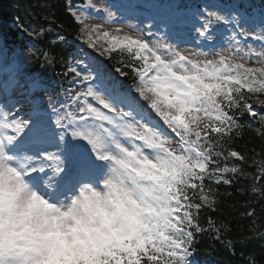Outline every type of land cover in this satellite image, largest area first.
Returning a JSON list of instances; mask_svg holds the SVG:
<instances>
[{
    "label": "snow or ice",
    "instance_id": "snow-or-ice-1",
    "mask_svg": "<svg viewBox=\"0 0 264 264\" xmlns=\"http://www.w3.org/2000/svg\"><path fill=\"white\" fill-rule=\"evenodd\" d=\"M40 7L17 28L43 66L60 47L64 83L25 77L0 37V264H200L205 237L237 257L250 237L220 189L240 185L257 218L264 0H63L72 36ZM245 116L259 151L238 145ZM236 264H264V245Z\"/></svg>",
    "mask_w": 264,
    "mask_h": 264
},
{
    "label": "trees",
    "instance_id": "trees-1",
    "mask_svg": "<svg viewBox=\"0 0 264 264\" xmlns=\"http://www.w3.org/2000/svg\"><path fill=\"white\" fill-rule=\"evenodd\" d=\"M55 5L51 10L56 13L58 17L57 23H64L65 28L67 29V35L72 36L75 34L74 27L68 26L67 18L62 14V3L63 0H51ZM7 3L17 6L16 11L9 6ZM41 0H0V19L6 23V15L16 12L17 16L19 15L23 21L28 22H38L42 23L41 13L44 11L40 7ZM4 24V23H3ZM2 24V25H3ZM5 27V25H4ZM8 29V28H6ZM42 47H48L47 40L43 39L41 41ZM54 53L60 51V47H55L52 49ZM248 116H245L242 120V124L245 126L243 140L238 141V145L242 146L247 144L249 149L255 148L259 151L261 141L254 138L253 133L249 131L250 128H255V123L249 120ZM252 171V169H247ZM237 188H240V191H237L236 188L225 189L221 187V193L232 192L231 197L226 195L223 197V204L221 207V218H227L234 232H241L243 235L250 237L248 243L241 247L237 243V257L243 253L247 256L248 253H255L257 260L261 259V245H264V240H261L257 235V232H264V211H261L264 208V205L257 204L256 212L257 218L249 219L246 218L243 213L246 211L245 205L252 201L254 202L256 198L251 197L250 194H242L243 188L238 185ZM255 227L256 231H251L252 227ZM229 239L231 237H228ZM196 258L201 261L216 262L218 264H236L237 257H232L228 250L221 248L219 245H214L207 237L200 240L196 246Z\"/></svg>",
    "mask_w": 264,
    "mask_h": 264
},
{
    "label": "rangeland",
    "instance_id": "rangeland-1",
    "mask_svg": "<svg viewBox=\"0 0 264 264\" xmlns=\"http://www.w3.org/2000/svg\"><path fill=\"white\" fill-rule=\"evenodd\" d=\"M91 22H92V23H97V22H101V21H95V20H94V21H91Z\"/></svg>",
    "mask_w": 264,
    "mask_h": 264
}]
</instances>
